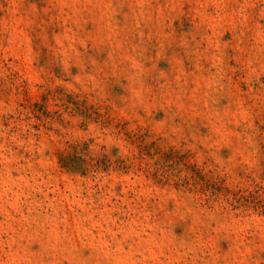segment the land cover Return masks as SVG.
Here are the masks:
<instances>
[{
  "label": "rangeland",
  "instance_id": "1",
  "mask_svg": "<svg viewBox=\"0 0 264 264\" xmlns=\"http://www.w3.org/2000/svg\"><path fill=\"white\" fill-rule=\"evenodd\" d=\"M0 264H264V0H0Z\"/></svg>",
  "mask_w": 264,
  "mask_h": 264
}]
</instances>
